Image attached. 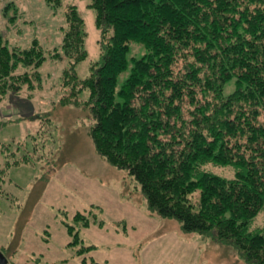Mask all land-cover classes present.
<instances>
[{
  "label": "trees",
  "instance_id": "trees-1",
  "mask_svg": "<svg viewBox=\"0 0 264 264\" xmlns=\"http://www.w3.org/2000/svg\"><path fill=\"white\" fill-rule=\"evenodd\" d=\"M91 6L103 48L83 79L76 65L88 51L76 5L67 8L63 38L52 50L37 37L28 47L9 43L0 28V106L8 94L41 83L47 51L68 60L63 104L90 110L96 150L128 170L149 207L176 219L185 233L232 243L246 262L264 264V0H92ZM134 42L146 49L142 57H130ZM230 81L235 87L227 95ZM85 90L89 98L81 100ZM34 140L35 150L47 141ZM20 148L1 146L8 166L29 161L27 154L17 157ZM210 164L231 167L233 175L205 169Z\"/></svg>",
  "mask_w": 264,
  "mask_h": 264
},
{
  "label": "rangeland",
  "instance_id": "rangeland-1",
  "mask_svg": "<svg viewBox=\"0 0 264 264\" xmlns=\"http://www.w3.org/2000/svg\"><path fill=\"white\" fill-rule=\"evenodd\" d=\"M91 3L0 0V28L9 43L28 47L37 37L52 50L63 38L67 8L76 5L85 21L88 51V58L76 65L83 79L101 60L103 48ZM130 46V57L146 52L142 44ZM46 55L39 68L41 83L8 94L0 106V252L9 264H253L232 243L185 233L176 219L149 207L128 170L112 165L96 150L90 110L63 104L69 88L61 82L69 61H56L49 51ZM128 74L121 75L119 85ZM234 87L230 81L225 93ZM81 94V100L89 98L88 90ZM34 136L39 142L47 140L44 148L35 150ZM3 144L19 145L17 157L27 154L29 161L8 166ZM205 169L233 175L231 167L210 164ZM197 198L195 194L193 200ZM262 223L263 215L255 226Z\"/></svg>",
  "mask_w": 264,
  "mask_h": 264
},
{
  "label": "water",
  "instance_id": "water-1",
  "mask_svg": "<svg viewBox=\"0 0 264 264\" xmlns=\"http://www.w3.org/2000/svg\"><path fill=\"white\" fill-rule=\"evenodd\" d=\"M0 264H9L8 258L0 252Z\"/></svg>",
  "mask_w": 264,
  "mask_h": 264
},
{
  "label": "crops",
  "instance_id": "crops-1",
  "mask_svg": "<svg viewBox=\"0 0 264 264\" xmlns=\"http://www.w3.org/2000/svg\"><path fill=\"white\" fill-rule=\"evenodd\" d=\"M13 25H17V22L16 21H13L12 22ZM20 30V29H19ZM19 30H17V32H19ZM6 32V31H5Z\"/></svg>",
  "mask_w": 264,
  "mask_h": 264
}]
</instances>
